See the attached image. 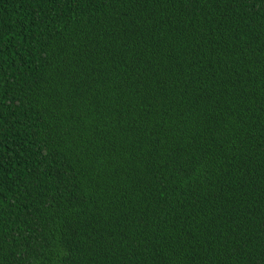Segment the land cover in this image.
<instances>
[{"label": "trees", "instance_id": "16d2710c", "mask_svg": "<svg viewBox=\"0 0 264 264\" xmlns=\"http://www.w3.org/2000/svg\"><path fill=\"white\" fill-rule=\"evenodd\" d=\"M0 264H264V0H0Z\"/></svg>", "mask_w": 264, "mask_h": 264}]
</instances>
